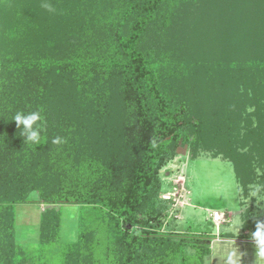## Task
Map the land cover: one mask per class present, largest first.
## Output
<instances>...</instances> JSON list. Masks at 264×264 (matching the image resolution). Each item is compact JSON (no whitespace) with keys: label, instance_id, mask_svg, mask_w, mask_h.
<instances>
[{"label":"trees","instance_id":"16d2710c","mask_svg":"<svg viewBox=\"0 0 264 264\" xmlns=\"http://www.w3.org/2000/svg\"><path fill=\"white\" fill-rule=\"evenodd\" d=\"M181 1L187 0H0V264H205L212 254L209 239L162 231L169 204L161 197V172L180 145L189 146L191 159L209 149L232 162L247 189L256 169L264 171V122L244 132L242 111L224 112L222 124L208 136L202 119L191 118L192 102L177 97L176 83L165 86V75L143 41ZM262 4L231 8L235 17L254 14L257 30L243 32L246 53L250 45L256 51L245 63L259 71L254 77H264ZM86 32L106 35V55L91 61L81 57L78 42ZM88 67L120 82L118 94L131 110L119 139L126 145L105 164L96 157L65 164L57 149L68 137L57 130V121L64 125L57 113L65 109L57 101V80L65 82L68 74ZM255 93L260 117L264 87ZM17 112H39L38 145L21 136L23 126L12 121ZM35 191L38 201L30 199ZM30 203L49 206L32 249L17 240V207ZM62 205L80 207L76 242L62 241V212L55 208ZM256 223L248 218L240 238L253 240L249 234L257 231ZM91 226L109 237L102 263Z\"/></svg>","mask_w":264,"mask_h":264},{"label":"rangeland","instance_id":"374dc122","mask_svg":"<svg viewBox=\"0 0 264 264\" xmlns=\"http://www.w3.org/2000/svg\"><path fill=\"white\" fill-rule=\"evenodd\" d=\"M262 1H181L174 11L164 13L166 21L151 26L144 38L143 48L165 75L163 83L172 88L176 83L175 89L180 92L177 97L192 102L191 118L202 119L208 127V136L222 124L224 112L242 111L244 132L248 125L258 128L260 121L264 122V109L258 117L259 97L255 93L264 87V77H254L253 73L259 71L254 72L245 65L248 59L255 57V47L250 45L247 53L243 48V32L256 29V23L251 21L254 14L248 12L245 20V16L235 17L231 10L236 6L254 7L256 2ZM90 32L78 42L81 57L88 61L106 55V35ZM68 76L65 82L57 80V101L65 107L57 113L58 120H64V125L57 121V130L61 127L68 136L63 142H57V149L64 154L65 164L77 162L78 158L86 162L91 157L105 164L125 148L126 144L119 139L124 123L131 122V110L118 94L120 82L104 71H91L89 67ZM260 97L264 105V94ZM24 144L21 143L20 148ZM189 150L188 145H180L176 156L161 172V197L169 204L168 212L162 217V231L209 239L212 254L205 258V264H219L223 245L214 242L218 230L209 214L225 213L227 220L220 225L224 233L240 238L246 220L252 218L257 222L254 226L260 227L264 235V171L257 168L253 183L243 190L231 161L222 155L215 157L213 150L203 148L196 159H191ZM39 198V191L30 194L33 201ZM48 208L38 203L17 207V240L24 247L32 249L38 245L41 215ZM55 208L62 212V241L76 242L80 233V207ZM88 222L91 224L90 219ZM91 229L98 235L96 242L101 254L96 257L102 263L109 252V237L96 226ZM249 235L253 241H259L253 229ZM236 248L244 253L246 264H264L261 253L264 245L249 241Z\"/></svg>","mask_w":264,"mask_h":264},{"label":"crops","instance_id":"0c3cea01","mask_svg":"<svg viewBox=\"0 0 264 264\" xmlns=\"http://www.w3.org/2000/svg\"><path fill=\"white\" fill-rule=\"evenodd\" d=\"M214 226L218 230V235L215 237L214 242H216L217 244L223 245L220 248L221 249V260L219 261L220 262L219 264H246L244 253L241 254L242 253L241 250H238V248L236 247H242L244 242L247 243L249 241L250 242L252 241L254 244H261L259 243V241L246 240V239L239 238V236L238 237L233 236L231 235V233H226V232L224 233L222 231L221 226H217L215 224ZM261 245H264V244H261ZM225 250L226 251L228 250V252L225 253ZM232 253H235V255Z\"/></svg>","mask_w":264,"mask_h":264},{"label":"clouds","instance_id":"9594fccd","mask_svg":"<svg viewBox=\"0 0 264 264\" xmlns=\"http://www.w3.org/2000/svg\"><path fill=\"white\" fill-rule=\"evenodd\" d=\"M12 121L17 123L18 128L23 126L21 136L24 140L37 145L40 143L41 126L38 125V122L41 121V116L39 112H33L27 115L17 112ZM254 236L259 239V243L264 244V235H262L259 227L254 233ZM261 253L264 254V248L261 249Z\"/></svg>","mask_w":264,"mask_h":264},{"label":"built area","instance_id":"2783aa9c","mask_svg":"<svg viewBox=\"0 0 264 264\" xmlns=\"http://www.w3.org/2000/svg\"><path fill=\"white\" fill-rule=\"evenodd\" d=\"M209 217H210V220H212V222L217 226L222 225L227 220L225 213H221L217 211L210 212Z\"/></svg>","mask_w":264,"mask_h":264},{"label":"water","instance_id":"95a60500","mask_svg":"<svg viewBox=\"0 0 264 264\" xmlns=\"http://www.w3.org/2000/svg\"><path fill=\"white\" fill-rule=\"evenodd\" d=\"M180 150V149H179ZM179 150H178V152H179Z\"/></svg>","mask_w":264,"mask_h":264}]
</instances>
